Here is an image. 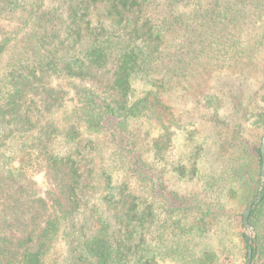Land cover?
I'll return each instance as SVG.
<instances>
[{
    "label": "trees",
    "instance_id": "1",
    "mask_svg": "<svg viewBox=\"0 0 264 264\" xmlns=\"http://www.w3.org/2000/svg\"><path fill=\"white\" fill-rule=\"evenodd\" d=\"M148 1L0 0V264L247 263L242 215L260 189L264 107L240 100L223 114L225 96L204 94L200 121L239 158L218 190L235 205L217 190L203 204L169 189L155 164L181 132L195 143L197 128L154 74L164 33L144 18ZM246 120L263 133L247 137ZM202 151L196 144L170 167L193 180ZM44 172L46 193L36 180ZM249 221L251 262L264 264V188Z\"/></svg>",
    "mask_w": 264,
    "mask_h": 264
},
{
    "label": "rangeland",
    "instance_id": "2",
    "mask_svg": "<svg viewBox=\"0 0 264 264\" xmlns=\"http://www.w3.org/2000/svg\"><path fill=\"white\" fill-rule=\"evenodd\" d=\"M257 1L149 0L145 5L144 18L149 14L164 33V43L155 57L159 64L154 74L163 82L167 102L184 121L193 122L197 128L195 143L181 132L174 148L155 165L164 171L169 189L189 200L211 203L214 191L220 194L218 190L230 185L232 169L239 162L236 154L219 149L213 142L211 125L200 121L207 112L204 94L225 96L223 114H230L240 100L245 110L264 107V0ZM245 126L249 138L263 133L252 129L248 120ZM146 130L144 126H134L139 150L152 161ZM101 144L105 154L113 153L110 142ZM196 144L203 147L198 177L181 178L170 166L185 161ZM36 180L42 192L52 187L45 172ZM220 196L229 205L236 204L226 194ZM158 211L164 218L165 210L160 207ZM243 216L244 213L242 219ZM246 233L255 235L254 230L246 229ZM205 243L204 239L199 244L205 246ZM190 246L195 247V252L200 249L195 244ZM240 263L241 257L236 264Z\"/></svg>",
    "mask_w": 264,
    "mask_h": 264
},
{
    "label": "water",
    "instance_id": "3",
    "mask_svg": "<svg viewBox=\"0 0 264 264\" xmlns=\"http://www.w3.org/2000/svg\"><path fill=\"white\" fill-rule=\"evenodd\" d=\"M261 154H262V167H261L260 189H259L257 196L250 202V204L246 208V210L244 212V216H243V224H244L245 228L248 230H253V226L251 225V223L249 221L250 213H251V210L256 207V204L261 200L262 190L264 188V135H263L262 141H261ZM246 237H247V240L249 241L248 258H247L246 264H252V262H251L252 249H251L250 244H251V241H252L254 235L251 236V235L247 234Z\"/></svg>",
    "mask_w": 264,
    "mask_h": 264
}]
</instances>
